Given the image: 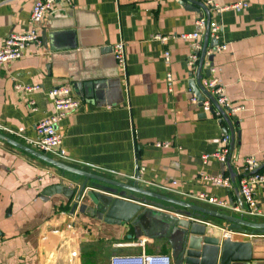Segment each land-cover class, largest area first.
I'll return each instance as SVG.
<instances>
[{
	"label": "crops",
	"instance_id": "1",
	"mask_svg": "<svg viewBox=\"0 0 264 264\" xmlns=\"http://www.w3.org/2000/svg\"><path fill=\"white\" fill-rule=\"evenodd\" d=\"M191 1L203 8L185 0L58 3L41 27L40 47H32L23 58L0 66V125L20 137L2 134L28 146L26 140L35 138L36 124L53 112L48 91L67 85L81 105L57 125L66 154L61 162L239 217L196 196L205 193L243 206L238 201L243 159L264 152V0H213L219 7L247 5L221 13L223 31L217 43L226 44L227 50L212 58L229 103L239 108L232 115L225 113L229 125L189 101L190 82L197 78L187 64L193 41L179 36L193 32L198 17L219 20L203 0ZM33 2L0 0V46L8 34L29 29ZM157 35L167 40H156ZM201 41L204 44V35ZM212 41L208 37V48ZM119 42L125 45L124 73L117 67L112 50ZM73 51L77 56H70ZM165 52L169 53L168 62ZM167 73L172 76L170 85ZM204 74L202 71L200 76ZM75 79L104 84L97 95L87 98L77 92ZM18 85H38L40 90L25 93L17 89ZM30 101L34 105L30 106ZM224 134L234 137L233 147L229 144L230 159L203 163L202 155L221 148ZM165 142L169 148L156 146ZM260 171L264 174V165ZM203 173L229 177L231 185L211 186L201 181ZM130 176H139L140 181ZM83 183L84 178L62 172L0 141V264H109L112 256L139 254L141 249L136 244L140 241L147 254L170 257L167 240L144 216L138 217L139 225L119 226L89 213L88 209H95L90 196L96 191V182L86 184L81 205L87 211L78 209L71 214L75 199L68 201L66 193H58L57 187L77 191ZM124 198L137 203L143 199L129 192ZM254 199L262 216L246 219L264 222V182L256 187ZM152 202L144 204L151 210ZM160 203L164 211L171 210L170 204ZM193 217L226 227L216 218L202 214ZM214 232V236L220 233ZM252 238L236 234L232 240L246 242ZM256 256L259 258L252 264H264V249L256 250Z\"/></svg>",
	"mask_w": 264,
	"mask_h": 264
},
{
	"label": "built area",
	"instance_id": "2",
	"mask_svg": "<svg viewBox=\"0 0 264 264\" xmlns=\"http://www.w3.org/2000/svg\"><path fill=\"white\" fill-rule=\"evenodd\" d=\"M33 1L28 22L29 29L24 33H10L6 36L0 46V66L23 58L25 53L32 47H40L41 42L39 32L45 21L46 15L58 3L68 2L69 0ZM203 2L208 8H212L215 11V14L219 16V20H210L208 26V36L216 42H218L223 31L221 13L227 9H239L247 6L244 3H235L231 6L219 7L213 2V0H203ZM194 25L195 30L193 32L182 34L179 38L193 41V52L189 54L187 64L191 73L196 75L203 49L201 40L206 32L207 20L204 17H198L195 20ZM155 39L162 42L167 40V38L160 37L159 35H157ZM112 50L117 67L122 71V73H124L126 66L125 45L122 42L116 43L113 45ZM226 50V44L217 43L216 46L208 48L205 51L200 68V75L202 71H204L205 74L201 76L199 80L200 87L202 89H200L202 100H199L191 89L189 90L190 103L199 105L203 112L207 114L212 113L211 110H213L212 114L219 119H223L222 115L225 113L232 115L239 110V108L233 107L229 103L225 87L220 83L216 75V69L212 63L213 56L225 52ZM164 57L165 62H168L169 53L165 52ZM166 82L169 85L172 84V76L170 73H167L166 75ZM17 89L22 90L25 93H34L39 91L40 87L38 85L29 87H22L18 85ZM168 90L171 91V87H169ZM48 96L52 100L53 112L51 115L36 124L35 138L27 139L26 141L28 147L50 158L59 159L58 161H60L66 159V154L62 147V136L57 130V125L63 118H65V116L77 111L80 108L81 102L72 95L71 89L67 85L53 87L48 91ZM29 105H34V102L30 101ZM0 133H9L11 135L18 136L1 125ZM230 140V135L224 134L220 140L221 148L212 154L202 155V162L207 163L210 159H214L220 163H225L228 159ZM156 146L160 148H169L170 144L167 142L157 143ZM262 165H264V152L260 156H247L243 159V175L238 180V191L243 206L238 204L230 205L226 201L208 196L205 193L199 194L196 196V199L219 208L231 210L244 219L247 217L262 216L261 210L254 199V191L256 187L264 182V174L260 171ZM130 179L135 182L140 181L139 176H130ZM200 179L204 183L214 187L229 188L231 185L230 178L226 176H211L203 173L200 175ZM208 225L220 231V237L222 239L232 240L234 235L240 234L228 230L227 227H219L209 223ZM136 246H139L141 249L139 254L132 256L115 255L110 258L109 264H170V258L168 256L147 254L143 250V241L137 243Z\"/></svg>",
	"mask_w": 264,
	"mask_h": 264
},
{
	"label": "water",
	"instance_id": "3",
	"mask_svg": "<svg viewBox=\"0 0 264 264\" xmlns=\"http://www.w3.org/2000/svg\"><path fill=\"white\" fill-rule=\"evenodd\" d=\"M188 5H195L202 7L200 4L191 0H185ZM203 8V7H202ZM210 18H207V28L204 34V44L201 52L199 68L196 80H191L190 88L199 100H202L200 94V68L207 49L208 41V26ZM42 42L45 44V33H42ZM53 41L54 37H53ZM210 47L216 46L217 42ZM77 56L73 51L70 56ZM79 55H82L80 52ZM83 80L75 79L74 87L77 92L90 98L100 92L104 83L94 82L92 79L85 82ZM202 90V89H201ZM214 104V103H213ZM215 105V104H214ZM213 113V110H211ZM223 119L229 125V120L223 114ZM0 141L36 158L50 166H53L62 172L74 174L84 178V183L76 191L74 188L57 187L58 193H66L68 201L74 200L71 206V214L78 209L88 208L81 205L82 198L86 195L87 182L93 181L98 185L96 191L90 196L95 209H88L92 216L102 220L107 224L125 225L128 223L141 224L138 217L144 216L149 225L159 230V234L165 238L171 248L170 260L172 264H252L259 257L256 256V250L264 249V240L258 237H264V222H254L242 217H234L227 214H222L209 210L200 206L189 204L174 198L164 196L137 186L121 183L109 178L95 175L83 170H79L64 164L61 161L50 158L38 151L21 144L0 133ZM234 144V137L231 136L230 147ZM230 156L228 157V160ZM228 166V165H227ZM224 169V166L221 165ZM126 192L137 194L143 197L142 202L137 203L124 198ZM68 194V195H67ZM153 201L154 208H147L145 202ZM157 201L158 203H156ZM238 201L241 204V199L238 196ZM171 205L169 212L161 209V203ZM175 211V212H174ZM202 214L225 222L228 230L240 234H247L253 238L246 242L233 241L230 239H222L220 233L214 236L216 229L208 225V223L197 220L193 215Z\"/></svg>",
	"mask_w": 264,
	"mask_h": 264
}]
</instances>
